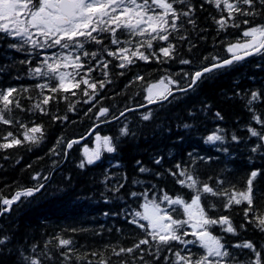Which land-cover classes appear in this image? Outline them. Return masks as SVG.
<instances>
[{
    "label": "snow or ice",
    "instance_id": "6c2138e0",
    "mask_svg": "<svg viewBox=\"0 0 264 264\" xmlns=\"http://www.w3.org/2000/svg\"><path fill=\"white\" fill-rule=\"evenodd\" d=\"M206 4L211 5L218 14V18L211 17L217 25L218 34L226 33L231 28L239 30V35L234 42L226 43V58L211 56L212 62L204 66H198L193 60L183 58L174 43L175 40L188 39L182 34L187 30L186 25H191L193 31L197 28L196 6L191 0H0V41H7L6 46L9 49L25 53L27 58L21 60L20 64L28 66L26 71L29 78L42 81L34 85L41 99L34 103L29 111L48 115L49 110L45 106L49 105L50 101H70L71 97H77L74 103L68 105L67 111L75 112L76 105L82 100L84 104L91 105L85 115L91 113L100 102L97 100L100 92L112 82L92 76V73L97 71L105 78L109 76L106 70L112 60L98 59L102 54L119 61L115 67L120 69H128L137 61H155L160 65L178 62L190 66L187 70L181 68L175 73L180 79L166 74L147 86L144 99L149 105L157 104L169 101L170 97L176 99L174 92L185 95L189 91L194 92L200 83L210 79L214 73L242 65L248 58L259 57L264 60V0H203L200 9L203 10ZM194 47L195 45L190 43L188 51L191 52ZM36 57L40 58L33 64ZM208 60L209 57L205 56L200 63ZM93 61L96 63L93 64ZM5 70L6 65H0V74ZM164 71L168 72L167 69ZM119 75H124V72ZM144 80L143 75L137 74L129 83ZM29 90L24 86L0 88V124L17 128L15 133L6 130L4 134H0V150L6 151L25 144L39 145L45 139V128L42 124L32 121V126H29L13 115L16 110L24 111L21 97ZM45 92L51 94L46 95ZM57 93L63 95L57 97ZM69 93L70 96L67 95ZM248 95L245 107L251 117L246 131L249 139L255 138L254 146L250 150L264 157V113L258 112L255 107L257 104L264 105V91L253 90ZM25 98L32 99L30 96ZM143 107L146 106H137ZM136 110L128 107L121 111L119 116H110L108 107H99L94 117L99 123L88 133L94 134L95 147L83 148L86 159L81 160L78 167L83 169L86 165L95 164L101 160L104 152L115 153L117 147L113 138L101 136L96 129L100 124L118 121L126 112ZM151 115V112H148L142 119L147 121ZM216 116L223 119L219 112ZM51 118L62 123L69 121L67 113L63 116L53 115ZM184 127L189 125L185 124ZM224 132V129H217L206 137L205 143L223 144L226 141ZM120 134H130L127 125L120 129ZM230 139L236 144L241 142V137L235 134H232ZM61 143L63 137L57 139L50 153L61 155L56 151ZM78 143L79 140L66 143L63 150L65 159L68 150ZM217 150L225 153L229 151L228 148ZM188 155L197 159L193 153ZM163 159L156 158L154 164L160 165ZM198 159L211 160L212 157ZM137 164L140 173L152 171L139 161ZM174 169H167V174L175 178L176 183L186 190L185 192L171 195L164 188L152 185L143 191L129 193L131 199L138 201V208L125 209V219L127 223L139 229L143 238L127 248L106 246L111 249V255L107 258L103 250L92 251L90 255L96 259H89L87 253L81 257L72 239L56 237V247L63 249L58 252L60 264H71L74 259L77 264H111L112 256L129 258L120 260L119 264H129V260L131 264H136L137 260L142 264H156L161 262L162 257V264H264V244L250 240L232 244L225 240V234L240 236L242 231H247L248 225L264 234V207H260L264 204V192L259 186H253L257 177L264 175L262 170L252 169L247 174L244 187L238 189L236 184L226 177L218 178L213 186L203 182L195 169L182 167L180 163H176ZM155 175L159 178L164 173L157 172ZM33 179L37 181L35 186L21 188L10 198L0 197V210L7 212L13 204L22 203V198L33 197L45 187V184L40 182L41 179L47 180L48 177H41L38 173ZM123 187V183H118L110 191L119 193ZM242 205L240 211L243 213V222L238 225L233 223L230 215L210 214L220 212L221 208L231 211L234 206ZM104 215L107 216L108 213ZM214 229H218L221 234H216ZM10 242L11 237H0V248ZM37 247L33 245L31 248L34 255L21 254L20 259L24 264H45L46 260L54 262L48 244H45L40 252H37ZM193 247L200 251H193ZM145 253L153 260H146Z\"/></svg>",
    "mask_w": 264,
    "mask_h": 264
},
{
    "label": "trees",
    "instance_id": "16d2710c",
    "mask_svg": "<svg viewBox=\"0 0 264 264\" xmlns=\"http://www.w3.org/2000/svg\"><path fill=\"white\" fill-rule=\"evenodd\" d=\"M191 2L196 6L197 28L193 31L191 25H186L187 30L182 34L188 39L174 41L180 55L193 60L198 66L211 63V56L226 58L228 55L224 51L226 43L234 42L239 30L230 28L228 32L218 34L217 25L211 19L212 16L218 18L215 9L206 4L201 10L199 6L203 0ZM190 43L195 45L191 52L188 51ZM6 45L7 41H0V65H6V70L0 74V88L24 86L30 89L21 97L24 111L16 110L13 115L29 126H32V121L42 124L45 128V139L39 145L25 144L6 151L0 150V197L10 198L21 188L35 186L37 181L33 177L38 173L41 177L47 176L48 179H41L40 182L44 183L45 187L33 197L22 198V203L13 204L7 212L0 210V237H11L10 244L0 248V264H24L20 259L21 254L34 255L31 252L32 246L37 245V252H40L45 244H48V249L54 257V262L46 260L45 264H60L58 252L63 249L56 247V237L72 239L81 257L87 253L89 259H96L91 257L92 251L103 250L106 258L110 256L111 249L106 248L108 245L117 248L131 247L143 237L139 229L127 223L125 219V209L138 208V201L131 199L129 193L143 191L152 185L164 188L171 195L185 192L186 190L182 189L175 178L166 171L170 168L175 170L176 163H180L182 167L195 169L203 182L215 186L218 178L226 177L235 183L238 189L244 187L247 174L252 169L259 168L264 173V157L260 153L251 152L255 138L249 139L246 131L251 117V113L245 107L248 94L253 90L264 91V60L259 57L248 58L242 65L214 73L210 79L200 83L194 92L189 91L186 95L174 93L176 95L174 100L170 97L169 101L128 112L118 121L100 124L96 131L102 136H111L117 151L111 154L104 152L100 161L81 169L78 164L86 159L83 147L93 143L94 134L88 133L96 123H99L94 119L99 107H108L110 116H119L120 112L128 107L146 105L145 89L150 83L156 82L166 74H172L174 79H180L175 73L181 68L187 70L190 66L178 62L160 65L155 61L152 63L137 61L128 69H120L115 67L119 61L102 54L98 59L112 60L106 70L109 76L105 78L99 71L93 72L92 76L96 79H109L112 82L100 92V96L97 97L100 102L96 108L85 115L91 105H86L81 100V103L76 105L75 112H68V105L77 99L71 97L70 101H50L49 105L45 106L49 110L48 115H44L28 110L41 99L34 85L42 81L29 78L26 71L28 66L20 64L27 55L9 49ZM51 51L53 50H49ZM205 56H208L209 60L201 64ZM39 58L33 59V64ZM95 63L93 61V64ZM165 69L168 70L167 73ZM121 72H124V75H119ZM137 74L143 75L145 80L130 84ZM55 95L59 97L63 94ZM67 95L70 96V93ZM28 96L32 99L25 98ZM255 107L258 112L264 113V105L257 104ZM148 112L152 115L145 121L142 117ZM217 112L223 119L217 118ZM66 113L69 117L68 122L62 123L51 118L53 115L63 116ZM185 124L189 127L185 128ZM125 125L130 133L126 136L120 134V129ZM253 126L258 127L255 124ZM217 129L225 130L223 134L226 135V141L223 144L205 143L206 137ZM6 130L17 132L16 127L0 124V134H4ZM232 134L241 137L239 144L231 141ZM59 137H63V143L56 148L61 155L56 156L50 153V149L56 145ZM70 140H79V143L68 150L65 159L63 150ZM223 148H228L229 151L225 153L217 150ZM188 153H193L197 159H192ZM158 157L164 158L160 165L154 164ZM198 157L212 159L202 161ZM54 161L57 163L54 164ZM137 161L152 171L140 173ZM157 172L164 175L158 178L155 175ZM118 183L124 184L120 192L110 191ZM253 186L254 188L259 186L264 192V175L257 177ZM242 207L243 205L234 206L231 211H224L221 208L220 212L210 214L230 215L233 223L238 225L243 222V213L240 211ZM260 207H264V204ZM105 213L108 215H104ZM214 231L218 235L221 234L218 229ZM225 240L232 244L244 240L264 244V234L248 225L247 231H242L240 236L225 234ZM193 251L200 250L193 247ZM126 259L129 258L112 256L111 264H119L120 260ZM145 259L153 260L147 253ZM162 259L163 257L161 262L156 264H162ZM71 264H77L76 260L74 259ZM136 264L142 262L137 260Z\"/></svg>",
    "mask_w": 264,
    "mask_h": 264
},
{
    "label": "rangeland",
    "instance_id": "374dc122",
    "mask_svg": "<svg viewBox=\"0 0 264 264\" xmlns=\"http://www.w3.org/2000/svg\"><path fill=\"white\" fill-rule=\"evenodd\" d=\"M102 136V135H101ZM85 146H87L89 149H93L94 147H95V141H94V137H93V143H92V145H85ZM84 146V147H85ZM83 147V148H84Z\"/></svg>",
    "mask_w": 264,
    "mask_h": 264
},
{
    "label": "water",
    "instance_id": "95a60500",
    "mask_svg": "<svg viewBox=\"0 0 264 264\" xmlns=\"http://www.w3.org/2000/svg\"><path fill=\"white\" fill-rule=\"evenodd\" d=\"M174 93H175V92H174ZM145 106H149V104H146ZM134 108L139 109V108H137V107H134ZM126 113H128V112H126Z\"/></svg>",
    "mask_w": 264,
    "mask_h": 264
}]
</instances>
